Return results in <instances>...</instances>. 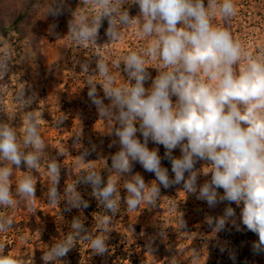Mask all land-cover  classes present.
<instances>
[{
    "label": "clouds",
    "instance_id": "9594fccd",
    "mask_svg": "<svg viewBox=\"0 0 264 264\" xmlns=\"http://www.w3.org/2000/svg\"><path fill=\"white\" fill-rule=\"evenodd\" d=\"M129 3L139 6V16L131 17L122 9ZM83 4L91 10L75 11L69 22L68 35L75 44L84 48L97 45L102 21L107 19L106 35L111 42L121 39V28L134 25L146 47L129 51L113 62L117 70L123 62L128 80L122 84H117L106 59L96 56V68L90 76L99 75L102 79L95 82L89 78L88 96L102 118L119 124L114 134L121 147L111 157L110 170L115 177L110 175L106 184L100 172L90 165L81 169L74 185L65 187L67 209L88 207L76 186L90 185L92 196L111 213H105L98 221L99 232L106 235L110 232L111 216L120 208L118 181L123 174L131 173L133 163L138 162L145 171L154 173L156 180L148 185L136 173L124 181L128 209L135 210L145 202L155 207L160 186L169 188L175 184H182L187 193L196 194L209 207L225 201L237 205L243 202L242 224L259 238L253 244L254 254L264 253V45L254 52L227 28L214 25L217 16L224 21L236 16L233 0H207V5L205 0H83ZM60 10L61 4L50 0L46 14L55 16ZM149 60L159 62L155 67L159 74L146 89L145 82L151 78L147 71ZM10 61V51L0 55V79L8 73ZM81 68L89 73V63L81 64ZM97 84L111 101L109 105L99 98ZM172 97L176 98L175 103ZM16 99L25 107L31 103L25 98L24 89ZM40 119L41 115L32 111L26 113L22 140L14 127L0 122V206L15 207L24 201L30 208L35 203L37 182L32 173L39 169L45 152ZM149 140L166 149L165 158L171 162L174 178L170 179L168 169L162 167L158 150L148 148ZM177 147L182 153L179 158L172 155ZM89 154L85 150L77 163H85ZM198 160L208 161L209 166L202 171L212 174L211 180L199 187V172L195 169ZM22 162L28 170L16 183L14 194L10 177L13 165L20 169ZM46 168L52 183L47 192L48 203L56 204L61 196V165L52 158ZM220 188L223 195L217 191ZM234 217V209L227 207L223 216L209 217L208 224L219 233L230 221L236 226ZM181 224L185 226L182 219ZM12 226L11 216L0 215V233ZM70 227L71 232L43 254L45 264H55L65 257L78 240L90 243L95 254L108 251L104 235H94L81 218L73 219ZM5 246L0 243V264H33L5 254ZM194 259H198L195 251Z\"/></svg>",
    "mask_w": 264,
    "mask_h": 264
},
{
    "label": "rangeland",
    "instance_id": "374dc122",
    "mask_svg": "<svg viewBox=\"0 0 264 264\" xmlns=\"http://www.w3.org/2000/svg\"><path fill=\"white\" fill-rule=\"evenodd\" d=\"M48 3L50 0H0V55L5 51L11 53L9 71L0 79V122L14 127L22 140L26 113L32 111L41 115L39 133L45 145L40 167L32 173L37 182L35 203L30 208L24 201L15 207L0 206V215L13 219V226L0 233V243L6 245L5 254L11 253L33 264H45L43 254L71 232L73 219L81 218L85 228L94 235H104L108 251L103 255L95 254L90 243L78 240L74 252L77 261L72 264H264V253L254 254L253 250L258 235L242 224L243 202L237 205L225 201L209 207L205 201L197 199L196 194L187 193L182 184H175L169 188L160 186V199L155 207L145 202L135 210L128 209L124 202L127 196L124 181L136 173L148 185L156 180L154 173L145 171L138 162L133 163L131 173L123 174L118 181L120 208L111 216L110 232L106 235L99 232L98 221L105 213H111L92 196L90 185L79 183L76 186L88 207L67 209L65 187L74 185L82 174L81 169L90 165L100 172L106 184L110 175L115 177L110 170L111 157L121 147L114 134L119 124L102 118L88 96L89 78L95 82L102 79L99 75L90 76L96 68V56L106 59L117 84L127 83L123 62L118 70L113 62L129 51L146 47V41L136 35L133 25L121 28V39L111 42L106 35L108 21L105 19L97 45L80 47L68 35L69 22L75 11L88 13L90 6L83 4V0H57L61 10L53 16L46 14ZM233 3L237 8L236 16L228 21L217 16L214 25L227 28L234 38H239L255 52L264 45V0H233ZM122 9L131 17L140 14L135 4H125ZM23 12L27 13L26 18L15 23L18 14ZM85 62L89 63V73L82 71L81 64ZM158 63L149 60L147 71L151 78L145 82L146 89H150L152 79L159 74L155 68ZM21 89H24L25 98L31 100L27 107L16 99ZM97 92L105 105L111 103L104 97L99 84ZM172 99L175 103L176 98ZM136 126L139 127V123ZM136 135L143 143L142 135L139 132ZM147 146L150 150H158L162 167L168 169L170 179L174 178L164 146L151 140ZM85 150L90 154L85 157V163L78 164L79 155ZM172 155L179 158L180 148L174 149ZM52 158L61 165L58 185L61 196L56 204H49L47 199L52 183L46 164ZM206 166L209 162L204 160L195 164L199 172L197 187L211 180L212 174L202 171ZM13 169L10 190L15 194L16 183L28 169L23 162L20 169H15L14 165ZM217 191L224 194L222 188ZM227 207L235 211L236 226L230 221L224 231L216 233L209 226L208 218L223 216ZM57 228L59 234L53 235ZM194 251L198 259H194ZM65 257L55 264H71Z\"/></svg>",
    "mask_w": 264,
    "mask_h": 264
},
{
    "label": "trees",
    "instance_id": "16d2710c",
    "mask_svg": "<svg viewBox=\"0 0 264 264\" xmlns=\"http://www.w3.org/2000/svg\"><path fill=\"white\" fill-rule=\"evenodd\" d=\"M26 16H27V13L26 12H23V13H21V14H18V16H17V18H16V20H15V23H17V22H19V21H22L24 18H26ZM63 231H66V230H63ZM59 232H60V230L57 228V230L55 229V230H53V235H55V233L56 234H59ZM76 244V243H75ZM78 247H77V244H76V246L73 248V249H71L68 253H67V255H66V257H65V259H67V261L69 260L70 262H71V264L72 263H74L75 261H77V254H75L74 252H76V249H77ZM73 250H75V251H73ZM73 251V252H72ZM67 264V263H66Z\"/></svg>",
    "mask_w": 264,
    "mask_h": 264
}]
</instances>
